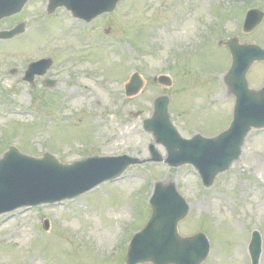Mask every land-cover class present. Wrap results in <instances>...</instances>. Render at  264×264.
Masks as SVG:
<instances>
[{
  "label": "rangeland",
  "instance_id": "1",
  "mask_svg": "<svg viewBox=\"0 0 264 264\" xmlns=\"http://www.w3.org/2000/svg\"><path fill=\"white\" fill-rule=\"evenodd\" d=\"M44 5L32 0L24 11L27 33L0 42V157L16 145L35 157L54 153L65 163L122 153L151 158L154 137L143 122L163 94L184 136L214 135L232 120L234 103L223 79L231 54L219 40L237 37L264 47V21L243 31L247 11L264 10V0H125L84 30L86 44L79 40V21L63 8L45 16ZM46 55L54 57L51 69L33 84L24 81L27 61ZM15 66L20 70L13 75ZM136 71L145 87L128 97L124 84ZM161 74L172 77V86L155 81ZM56 76L62 79L47 89ZM249 80L252 87L263 83L264 62L251 68ZM156 149L166 156L164 146ZM160 180L177 182L190 203L181 233L209 237L212 249L203 264H251L253 230L263 237L264 264V129L248 135L240 159L210 187L202 188L191 165L144 162L75 200L1 215L0 264H127Z\"/></svg>",
  "mask_w": 264,
  "mask_h": 264
},
{
  "label": "water",
  "instance_id": "2",
  "mask_svg": "<svg viewBox=\"0 0 264 264\" xmlns=\"http://www.w3.org/2000/svg\"><path fill=\"white\" fill-rule=\"evenodd\" d=\"M29 0H0V19L18 14ZM120 0H48V13L65 6L76 16L88 20L104 13L112 12ZM264 19L260 10L248 14L245 31L253 30ZM22 22L10 30H0V39H9L25 32ZM228 46L233 56V64L226 76L237 102L231 126L215 138L196 135L187 140L180 136L172 124L168 112L169 99L160 97L155 102V115L146 121V128L153 130L157 142L168 150L166 159L172 166L192 163L201 171L206 183L213 182L215 175L227 169L241 154V146L248 132L254 127L264 126V87L251 90L247 73L257 60H264V49L258 45L241 44L237 39L221 41ZM34 67L29 71L32 79L35 73H44ZM160 82L169 84L168 77H160ZM143 83L138 73L128 86L129 95L137 93ZM153 160L162 156L152 146ZM138 162L128 156L117 158L92 157L72 164L59 162L53 155L46 154L36 159L22 154L12 147L0 159V213L18 207L38 205L74 198L99 183L114 179L122 174L130 164ZM153 215L147 227L138 233L128 253V264L151 261L154 264H200L210 251V244L203 233L183 237L178 232V222L188 212V205L178 194L173 182L157 183L152 197ZM253 264L259 263L261 238L255 233L251 243Z\"/></svg>",
  "mask_w": 264,
  "mask_h": 264
}]
</instances>
